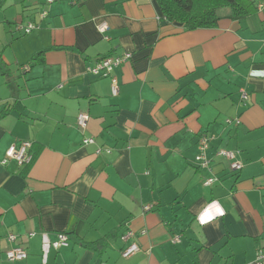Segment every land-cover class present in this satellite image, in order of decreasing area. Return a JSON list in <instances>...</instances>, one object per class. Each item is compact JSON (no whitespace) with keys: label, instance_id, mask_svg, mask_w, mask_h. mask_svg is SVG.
<instances>
[{"label":"crops","instance_id":"obj_1","mask_svg":"<svg viewBox=\"0 0 264 264\" xmlns=\"http://www.w3.org/2000/svg\"><path fill=\"white\" fill-rule=\"evenodd\" d=\"M251 1L248 16L225 8L214 28L188 31L152 0H5L0 264H254L264 255V77L252 75L264 70V0ZM28 22L39 30L18 36ZM124 53L112 96L110 78L86 68ZM202 134L213 137L206 155L218 179L207 187L211 173L195 164ZM22 141L31 162L5 160ZM223 149L238 151L240 171L216 156ZM212 201L224 214L201 223ZM58 233L68 246L53 249ZM133 242L140 252L122 258ZM12 248L27 258L6 260Z\"/></svg>","mask_w":264,"mask_h":264},{"label":"built area","instance_id":"obj_2","mask_svg":"<svg viewBox=\"0 0 264 264\" xmlns=\"http://www.w3.org/2000/svg\"><path fill=\"white\" fill-rule=\"evenodd\" d=\"M56 1L57 0H44L47 6L53 4ZM46 14L47 13L43 11L39 15V18L43 19L46 16ZM39 28H40L39 24L35 22H28L26 24H17L15 27V29L23 35H28L33 31L39 30ZM98 28L100 31L104 30L103 25L99 26ZM130 59H131L130 53H124L123 55L117 57H104L95 61L91 66L87 67L86 72L100 78H107V77L110 78L111 94L112 96H116L118 94V85L116 83V79L112 76V70L115 67H118L123 63L129 61ZM245 98H246V93L242 90L241 99H245ZM88 120H89V116L87 114L80 113L77 115L76 124L80 128L82 133L86 131V125ZM225 124L237 125L238 119H226ZM212 139H213L212 136H209L208 134H202L201 136H199V139L197 141L199 153L195 157V164L198 168L205 169L209 173H211V176L203 181V186L205 187L211 186L212 184L218 181V179L212 173V165H211L212 160L209 159L206 155V151ZM93 143L94 140L92 138H86L83 140V144L85 145H89ZM30 148H31V143L27 141H22L17 146L12 145L10 146V148H8L5 154V160H10V159L15 160L18 166L29 164L32 160V154L30 153ZM102 152L103 149H97L96 155H99ZM105 152L109 153L110 151L105 150ZM216 156L222 158L223 160L229 161V168L231 171L237 172L242 169V164L240 163V161L237 160L238 151L225 150V149L218 150ZM31 236H33V234H30V237ZM133 237H134V233L131 230H129L124 234L122 240L126 241L127 239ZM6 240L8 242H13L15 240V237L13 235H9L7 236ZM175 240L177 241L178 239ZM67 246H68V237L66 236L65 233H58L57 240L51 244V247L53 249H58L60 247H67ZM138 252H140V248L135 242H133L129 246L123 248L120 252V255L122 258L127 259ZM5 258L10 262H21L27 258V253L20 248H12L5 252ZM263 259H264V255L262 250H258L256 252V258L254 264H262Z\"/></svg>","mask_w":264,"mask_h":264},{"label":"trees","instance_id":"obj_3","mask_svg":"<svg viewBox=\"0 0 264 264\" xmlns=\"http://www.w3.org/2000/svg\"><path fill=\"white\" fill-rule=\"evenodd\" d=\"M157 5L163 19L168 23H179L185 30L214 28L219 20L220 10L228 8L232 17L239 19L255 12L251 0H152ZM5 0H0V11ZM26 36V35H23ZM39 55L35 56L37 60ZM0 68L5 66L0 63ZM77 118V116H76ZM212 165V164H211ZM100 243L87 244V247L98 249Z\"/></svg>","mask_w":264,"mask_h":264},{"label":"clouds","instance_id":"obj_4","mask_svg":"<svg viewBox=\"0 0 264 264\" xmlns=\"http://www.w3.org/2000/svg\"><path fill=\"white\" fill-rule=\"evenodd\" d=\"M252 75L264 77V70L253 71ZM224 209L218 201H212L200 213L199 220L201 223H206L213 220L216 216L223 215Z\"/></svg>","mask_w":264,"mask_h":264},{"label":"rangeland","instance_id":"obj_5","mask_svg":"<svg viewBox=\"0 0 264 264\" xmlns=\"http://www.w3.org/2000/svg\"><path fill=\"white\" fill-rule=\"evenodd\" d=\"M14 31H15V33H18V36H20L21 33L19 31H17L15 28H14ZM33 32H35V31H33ZM32 33H30V34H32ZM30 34H28V35H30ZM28 35H26V36H28ZM21 36H23V34ZM18 38H20V37H18Z\"/></svg>","mask_w":264,"mask_h":264}]
</instances>
